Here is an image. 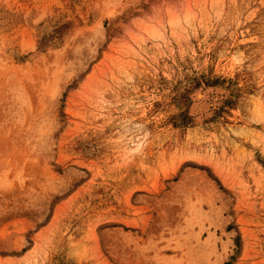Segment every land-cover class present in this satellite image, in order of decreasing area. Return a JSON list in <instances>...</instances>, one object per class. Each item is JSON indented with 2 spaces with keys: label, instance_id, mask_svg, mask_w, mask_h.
Instances as JSON below:
<instances>
[{
  "label": "rangeland",
  "instance_id": "rangeland-1",
  "mask_svg": "<svg viewBox=\"0 0 264 264\" xmlns=\"http://www.w3.org/2000/svg\"><path fill=\"white\" fill-rule=\"evenodd\" d=\"M0 264H264V0H0Z\"/></svg>",
  "mask_w": 264,
  "mask_h": 264
}]
</instances>
